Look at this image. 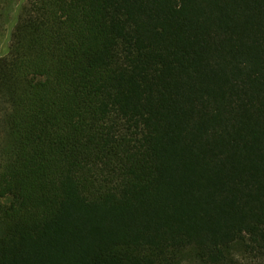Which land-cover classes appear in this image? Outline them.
I'll return each instance as SVG.
<instances>
[{"label": "trees", "instance_id": "obj_1", "mask_svg": "<svg viewBox=\"0 0 264 264\" xmlns=\"http://www.w3.org/2000/svg\"><path fill=\"white\" fill-rule=\"evenodd\" d=\"M0 264H264V0H4Z\"/></svg>", "mask_w": 264, "mask_h": 264}, {"label": "rangeland", "instance_id": "obj_2", "mask_svg": "<svg viewBox=\"0 0 264 264\" xmlns=\"http://www.w3.org/2000/svg\"><path fill=\"white\" fill-rule=\"evenodd\" d=\"M3 1H4V0H0V2H1L0 5L3 3ZM8 1H9V0H8ZM10 3H11V4L15 3V0H10Z\"/></svg>", "mask_w": 264, "mask_h": 264}]
</instances>
